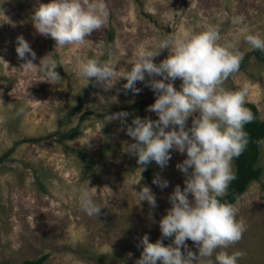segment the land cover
<instances>
[{"label": "rangeland", "instance_id": "obj_1", "mask_svg": "<svg viewBox=\"0 0 264 264\" xmlns=\"http://www.w3.org/2000/svg\"><path fill=\"white\" fill-rule=\"evenodd\" d=\"M106 3L108 17L101 30L86 37L82 45L55 49V41L37 34L33 27L30 17L36 0H0V264H20L44 252L45 264H135L143 250L141 238L148 234L153 243L162 238L159 220L171 207L169 196L176 185L184 187L185 176L176 165L186 153L172 150L164 168L151 162L146 178L136 158L124 151V142H132L121 130L126 125L107 119L121 111L129 113V124L136 116L158 119L147 111L155 102L150 87L137 82L141 89L137 94L125 90L126 81L121 79L105 91L94 80L77 75L78 59L111 60L122 72L130 67L128 61L137 50H155L168 35L215 25L221 43L235 42L240 53L248 51L239 71L224 86L232 90L247 86V101L264 119V61L255 55L259 50L246 43L241 27L232 23L234 17L242 16L253 32L264 37V0ZM21 35L36 53L34 63L48 55L60 64L59 81L45 82L39 71L20 68L23 61L15 49ZM166 56L164 50L155 62ZM180 83L179 79L174 82L177 90ZM20 107L25 112L18 117ZM82 112L86 117L80 119ZM75 125L77 132L66 135ZM256 164L262 168L259 177L232 203L239 210L237 218L246 224L242 239L227 249L230 254L244 253L238 264H264V147L260 145ZM157 175L168 181L167 187L153 183ZM143 186L155 194L156 208L137 198L136 191ZM81 187L102 207L98 217L81 209ZM171 242V238L163 239L165 245ZM187 243L197 251L190 240Z\"/></svg>", "mask_w": 264, "mask_h": 264}, {"label": "clouds", "instance_id": "obj_2", "mask_svg": "<svg viewBox=\"0 0 264 264\" xmlns=\"http://www.w3.org/2000/svg\"><path fill=\"white\" fill-rule=\"evenodd\" d=\"M107 17L106 0H36L30 19L36 33L50 37L55 49H60L84 44L86 37L104 27ZM232 23L241 27L252 49L264 52V37L253 32L242 16L234 17ZM221 40L219 27L207 24L200 30L168 35L155 50H137L128 61L130 67L122 72L111 60L84 57L76 61L77 75L85 81L94 80L105 91L123 79L125 90L138 94L141 89L136 83L143 82L154 92L155 102L147 111L154 112L158 119L136 116L129 124L128 112L107 116L108 121L119 120L126 125L121 130L132 142H124V151L136 158L141 172L153 161L164 168L172 150L186 153L183 162L176 165L185 176L184 187L175 186L169 196L171 207L159 220L162 238L153 243L145 234L140 241L143 250L135 264H238L244 256L242 251H227L242 239L246 224L237 218L238 208L223 198L236 179L233 161L249 144L245 126L255 116L245 106L247 86L238 90L224 86L239 71L243 54L235 42ZM16 41L17 58L23 61L20 68L39 71L45 82L61 79L56 70L60 64L55 59L45 55L36 64L33 61L37 56L29 42L22 35ZM164 50L167 56L156 63L155 58ZM177 79L181 81L179 90L174 86ZM24 112L20 107L16 116ZM257 143L264 147V140ZM153 183L161 188L168 186V181L158 175ZM136 196L150 208L157 207L150 187H141ZM79 203L87 215L99 216L102 207L94 202L87 188H80ZM165 238L172 242L165 245ZM189 240L197 251L189 247Z\"/></svg>", "mask_w": 264, "mask_h": 264}, {"label": "trees", "instance_id": "obj_3", "mask_svg": "<svg viewBox=\"0 0 264 264\" xmlns=\"http://www.w3.org/2000/svg\"><path fill=\"white\" fill-rule=\"evenodd\" d=\"M107 40L108 43L111 41V31H107ZM262 52L259 51L258 54ZM264 61V53L260 57ZM133 105V104H132ZM255 116V120L245 126V130L249 134V144L244 151V153L239 157L234 159L233 167L236 179L233 180L228 188L227 195L223 198L229 203H233L236 196H238L251 180H255L259 177L262 168L260 165L256 164L258 156V143L264 137V119L259 118L257 114V109L255 105L247 101L246 105ZM86 117L85 112L79 115L80 119ZM77 125L71 126L67 129L66 135H73L77 132ZM80 152V151H79ZM145 176L149 178L148 168L145 169ZM47 256V253H41L34 258H25L21 261L20 264H45L43 262L44 258Z\"/></svg>", "mask_w": 264, "mask_h": 264}, {"label": "water", "instance_id": "obj_4", "mask_svg": "<svg viewBox=\"0 0 264 264\" xmlns=\"http://www.w3.org/2000/svg\"><path fill=\"white\" fill-rule=\"evenodd\" d=\"M248 52V51H247ZM247 52H244V54H243V57L247 54ZM253 53V52H252ZM264 52H262L261 54H255V55H257V56H261L262 54H263ZM242 65V62H241V64H240V66ZM12 146H13V144H11V146L6 150V152H8L11 148H12ZM1 157V156H0Z\"/></svg>", "mask_w": 264, "mask_h": 264}]
</instances>
